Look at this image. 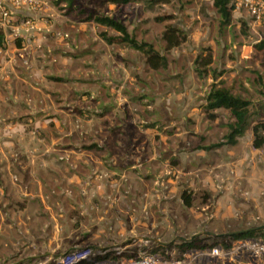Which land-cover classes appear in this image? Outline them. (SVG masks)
Here are the masks:
<instances>
[{
	"label": "rangeland",
	"instance_id": "1",
	"mask_svg": "<svg viewBox=\"0 0 264 264\" xmlns=\"http://www.w3.org/2000/svg\"><path fill=\"white\" fill-rule=\"evenodd\" d=\"M32 1L36 5L10 8L13 24L6 32L14 42L22 41L24 49L13 51L15 45L7 54L15 69L10 77L62 101L53 107L64 109V114L59 113L65 117L59 121L63 135L69 137L64 144L100 145L93 155L107 163L102 165L107 171L103 177L117 181L119 193L131 202L136 203L137 196L151 201V216L138 233L142 241L150 238L153 244L132 246L131 254L161 246L168 248L159 251L165 259H170L171 253L180 259L178 245L194 235L209 238L205 243L212 244L217 235L264 226V145L253 147L251 130L256 123H264V117L251 114L249 129L231 146L224 140L228 126L234 123L230 111L205 109L212 86L249 101L252 113L264 102V48H256L264 41V19L252 24L246 10L239 9L232 14L231 24L222 28L211 0H129L126 4L113 0ZM94 15L121 23L131 37L165 57L167 67L153 70L139 51L105 42L102 34H119L94 23ZM23 20L32 25L19 27L18 38L13 29ZM39 23L46 28L41 36ZM168 27L176 29L181 39L172 49H167L163 40ZM33 50L37 55L31 66L25 54ZM207 59L211 61L205 67L202 63ZM47 155H52L51 151ZM12 157L13 165H30L38 152ZM56 161L68 165L70 159L60 154ZM86 170L88 180L104 179ZM11 179L17 187L19 179L14 175ZM5 187L0 194V264H57L70 247L80 244L75 239L81 241L80 235L68 234L78 223L74 219L65 225L59 250L29 247L20 222L29 210L27 200L18 190L7 195L11 186ZM83 188L79 194L86 197L87 187ZM89 195L96 197V187ZM103 195L107 206L109 198ZM184 195L190 197V206L183 203ZM218 199L223 212L233 209V217L218 222L211 218L219 208ZM79 203H74L75 209ZM70 209L66 212L72 216ZM83 240L81 247L94 244ZM49 252L51 260H47Z\"/></svg>",
	"mask_w": 264,
	"mask_h": 264
},
{
	"label": "crops",
	"instance_id": "2",
	"mask_svg": "<svg viewBox=\"0 0 264 264\" xmlns=\"http://www.w3.org/2000/svg\"><path fill=\"white\" fill-rule=\"evenodd\" d=\"M10 25L2 28L5 34V48L0 49V186H2L0 194L3 195L5 192V184H9L11 188L7 195L18 190L19 195L27 200L29 210L25 211L23 221H20L24 224L23 231L28 234L27 244L41 251H57L63 247L65 225L78 219V223L68 234L80 235L81 241L80 238H75L80 244H84L83 239L87 238L94 243L88 246L95 252L105 255L109 253L111 257L118 256L123 259L141 254L139 250L131 254L130 249L132 246L142 247L143 241L138 230L146 227L144 221L151 216V201H145L142 196H137L136 203L131 202L119 193L117 181L103 177L107 171L102 165L107 163L93 155L95 150L102 148L100 145L92 143L80 146L76 141L64 144V140L69 138L63 135V124H60L65 117L59 113L64 109L53 107L62 101L30 84H17L12 80L10 76L15 69L11 65L12 60H7L6 56L17 49L20 52L22 41L18 39L14 42L7 34L6 29H12ZM39 28L40 36L46 34L43 23H39ZM34 52L33 50L30 54H25L31 66L37 55ZM18 90L21 91L17 92ZM70 113H74L73 110ZM34 151L38 152V157L31 158L30 165H13V154L24 152L28 154ZM50 151L52 155H47ZM60 154H66L67 159H70V162H66L68 165L56 161ZM86 169L93 174L97 172L104 179L88 180L89 172L84 173ZM13 175L19 179L17 187H14L16 184L11 179ZM84 186L87 187L86 197L79 194ZM94 187L96 197L92 198L89 193ZM103 194L109 198L110 203H107V206L106 201L102 202L105 199ZM219 200L216 201V206L222 202ZM78 202L80 203L75 209L74 203ZM34 206L38 207V211ZM32 207L35 210L31 211ZM218 207L211 218H216L218 222L219 218L223 221L224 218L233 217L231 216L233 209H228L231 211L225 213L221 206ZM67 209L73 211L72 216L66 212ZM80 244L77 245L81 246ZM51 257L53 256L47 260Z\"/></svg>",
	"mask_w": 264,
	"mask_h": 264
},
{
	"label": "trees",
	"instance_id": "3",
	"mask_svg": "<svg viewBox=\"0 0 264 264\" xmlns=\"http://www.w3.org/2000/svg\"><path fill=\"white\" fill-rule=\"evenodd\" d=\"M59 2H67L71 3V0H58ZM113 3L126 4L129 0H113ZM235 2L236 0H211L212 7L217 13L220 26L222 28L229 26L232 20V14L235 10ZM91 20L94 23L113 29L118 32L117 37H106V35L102 34V39L108 44H118V45H126L131 49L139 51L145 57L146 64L153 70H158L160 68L165 69L167 67V60L165 57L161 56L158 52H156L152 46L146 43H139L134 37H131L126 28L114 20L113 18L107 16H97L94 15L91 17ZM4 31L0 26V48L3 49L5 47V38ZM179 32L172 28L168 27L166 31L163 33V40L166 43L167 49H172L180 45L181 39L179 38ZM257 49L262 50L264 48V41L260 42L259 45L256 46ZM210 59H207L202 63L203 66L207 67L210 64ZM199 76L202 75V71L199 69L196 70ZM202 77V76H201ZM216 78V77H214ZM206 106L205 109L207 112L215 111L218 109H225L230 111L231 116L234 119V123L228 126V131L224 136L226 145H235L237 140L244 135V133L249 129L251 124V114L257 116V118L264 117V102L259 104L255 111L252 113L250 110L251 103L247 100L242 99L239 96H234L231 92L226 88H219L216 86H212L209 93L206 97ZM211 119L215 118V115H209ZM253 134V147L258 149L264 145V136L262 132H264V123H256L251 128ZM221 146L214 145L211 148H215ZM183 203L185 206H190L191 200L189 196L182 197ZM256 229L249 228L242 233H233V234H224L217 235L212 238L213 243L207 244L205 243L209 238H202L199 235L188 239L187 241H183L180 245H178V250L180 252H184L189 249H205L214 246H220L222 249H227L230 247L231 242L240 238H252L256 236H264V226L263 227H255ZM173 245H171L172 247ZM160 247V248H159ZM167 250V247L158 246L153 248L152 251L159 252L160 249Z\"/></svg>",
	"mask_w": 264,
	"mask_h": 264
},
{
	"label": "built area",
	"instance_id": "4",
	"mask_svg": "<svg viewBox=\"0 0 264 264\" xmlns=\"http://www.w3.org/2000/svg\"><path fill=\"white\" fill-rule=\"evenodd\" d=\"M36 5L32 0H0V26L10 25L12 10L20 5ZM245 9L252 19V24L264 19V0H236L235 10ZM32 25L30 20H23L13 29L15 36L19 27ZM144 210V209H143ZM195 236V235H194ZM193 236V237H194ZM192 238V237H191ZM150 238H145L144 246L148 247ZM165 259L160 252L148 250L128 258L106 257L105 253L95 252L91 247L74 245L69 251L59 258L57 264H264V236L240 238L231 242L227 249L214 246L205 249H189L181 252V258L172 256Z\"/></svg>",
	"mask_w": 264,
	"mask_h": 264
},
{
	"label": "water",
	"instance_id": "5",
	"mask_svg": "<svg viewBox=\"0 0 264 264\" xmlns=\"http://www.w3.org/2000/svg\"><path fill=\"white\" fill-rule=\"evenodd\" d=\"M253 229H256V228H253ZM240 233H242V232H240Z\"/></svg>",
	"mask_w": 264,
	"mask_h": 264
}]
</instances>
